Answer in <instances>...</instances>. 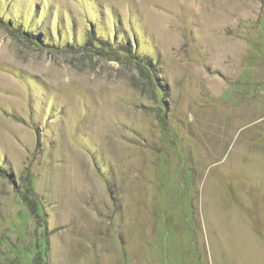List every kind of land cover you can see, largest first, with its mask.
<instances>
[{
    "label": "rangeland",
    "instance_id": "obj_1",
    "mask_svg": "<svg viewBox=\"0 0 264 264\" xmlns=\"http://www.w3.org/2000/svg\"><path fill=\"white\" fill-rule=\"evenodd\" d=\"M0 21V264H264V0Z\"/></svg>",
    "mask_w": 264,
    "mask_h": 264
},
{
    "label": "trees",
    "instance_id": "obj_2",
    "mask_svg": "<svg viewBox=\"0 0 264 264\" xmlns=\"http://www.w3.org/2000/svg\"><path fill=\"white\" fill-rule=\"evenodd\" d=\"M1 23L3 22V21H0ZM8 24V26L9 27H11L13 30H12V32L14 33L15 32V36L17 37V38H19L20 40H22V41H25V42H34L35 40H36V38L34 37V35L31 33V32H26L25 30H22V29H20L19 27H15L14 26V24L13 23H9V22H7ZM35 38V39H34ZM34 41H33V40ZM90 40V39H89ZM36 41H38V40H36ZM39 43H40V41H38ZM90 45H94V44H92V42L91 41H87V43H86V45L84 46V47H87V48H90ZM95 46V45H94ZM96 48L98 49V48H100V47H98L97 45H96ZM107 48H109L108 46H106V48L105 47H102L101 46V51L104 53V54H107V51H106V49ZM121 53H123V54H127V55H129L130 56V54H129V50H128V48L127 47H123V49H121V50H119ZM117 54V53H116ZM117 55H119V54H117ZM126 58H128V57H126ZM129 60V59H128ZM132 60V59H131Z\"/></svg>",
    "mask_w": 264,
    "mask_h": 264
}]
</instances>
